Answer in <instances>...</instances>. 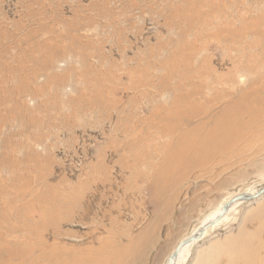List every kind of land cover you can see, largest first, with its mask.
<instances>
[{
  "label": "rangeland",
  "instance_id": "obj_1",
  "mask_svg": "<svg viewBox=\"0 0 264 264\" xmlns=\"http://www.w3.org/2000/svg\"><path fill=\"white\" fill-rule=\"evenodd\" d=\"M228 26L243 35L224 31ZM263 35L264 0H0V247L39 235L50 213L60 215L59 235H53L48 218L46 240L72 249L98 247L108 234L103 227L112 225L103 214L112 212L121 221L112 237L121 243L134 240L133 250L123 251L129 257L122 264H167L179 242L213 222L223 204L264 188V132L257 129L217 162L170 187L163 184L165 194L159 198L149 175L131 182L134 161L126 168L121 162L124 140L134 133L127 127L139 125L141 136L158 134L148 110L172 102V93L159 81L175 52L182 60L192 51L191 63L198 69L208 60L216 75L226 77L219 88L243 91L254 76L249 59L262 63L258 70L264 84ZM46 57L49 62L36 78L19 82L20 61L31 69ZM172 64L177 71L178 64ZM143 74L148 83H136ZM94 87L109 94L104 107L97 104ZM112 94L119 97L118 109H112ZM95 166L102 170H92ZM84 182L94 187L93 194L83 195L84 210L73 215L67 205L55 213L49 200L68 201ZM51 188L56 197L49 198ZM39 204L46 205L45 211ZM88 207L100 216L86 212ZM263 244L264 196L235 203L218 225L178 256L177 264H235L231 257L241 253L243 264H250L249 250ZM110 251L96 252L117 258ZM263 251L255 253L258 264H264ZM0 261L8 262L9 255L0 253Z\"/></svg>",
  "mask_w": 264,
  "mask_h": 264
},
{
  "label": "bare ground",
  "instance_id": "obj_2",
  "mask_svg": "<svg viewBox=\"0 0 264 264\" xmlns=\"http://www.w3.org/2000/svg\"><path fill=\"white\" fill-rule=\"evenodd\" d=\"M255 20L253 22H255ZM243 23L245 24V22ZM260 23L258 24L260 25ZM244 24H242L241 26H243ZM230 27L229 29L226 27L227 29H225L224 31L229 32L235 37L243 35L242 31H235L234 29L230 30ZM223 28L221 27V29H219L222 30ZM257 28L258 27H256L255 29ZM44 45L48 46V44L46 43H44ZM181 50L183 51V49ZM184 50L186 51V48H184ZM189 50L190 47L188 51ZM193 55L194 54L191 51L186 55L185 59L181 60V56L179 55V53L175 52V54L172 55L170 59L168 58L170 60V65H167V72L165 75L163 74V77H160L159 83L164 89H169V91L172 93V102L170 105L164 104L162 102H157L158 104H156L154 108L150 107L148 110V118L150 117L156 122L155 128L158 134L154 136L138 135L139 130L137 127L139 125L137 126L135 124L134 126L132 125L131 128H126V131H129L131 133L134 132L132 135L129 134L130 136H126L124 140L125 144L123 143L124 153H122L121 159L122 166L126 168L129 161L131 160H133L135 164V168L131 169L128 180L131 182H136V178L144 179L146 175H149L146 178L149 179L152 185H154L155 196L157 198L161 197L162 195L164 196L165 194L163 184L166 187H170L175 182L185 179L196 169L204 167L209 163L215 162L222 155L224 156V154L229 153L232 144L241 140L242 136H252L253 129L262 130L260 134H263L264 132V128L261 129V127L264 125V84H261L263 75L262 73L260 75L259 71L262 63H259L258 61L253 59H249L247 65L249 67V70L254 73V76L251 75L252 77L250 78V82L247 83L248 89L243 91H233L230 89L229 85H227V87L229 88L218 87L219 82H225L224 80L226 79V77L216 75L215 69L212 67L208 60H203V65L200 69H198V67H195L191 63ZM47 57L52 62V55H47ZM47 57L43 61H40L38 64L33 63L34 66L31 69H25L23 61H20L18 63V67L16 68L19 82L22 83L25 76L29 77L30 79L36 78V74L39 71V68L49 62ZM181 61L182 63L183 61L186 62H184L186 68L184 66L182 67ZM172 63H177V66H179L178 70L180 72L182 71L183 74L182 72L178 74V70L175 71V67ZM184 68L185 70H183ZM144 74L142 76L143 78L140 76L142 79H134L135 82L147 84L149 81V77L144 76ZM213 77L214 80H212ZM199 78H202L201 82L198 80L199 83L198 81H196V83L195 80ZM137 87L140 86L137 85ZM92 92L95 93L97 104L101 107L103 105L104 107V97L107 96L108 93L106 94L105 91L97 87H94L92 89ZM104 93L106 95H104ZM232 95L235 96L234 98H232V100H230ZM110 98L112 101V109H118L117 102L119 101V97L116 94H112V97ZM227 99H229L230 101ZM120 113L122 114V112ZM122 117L124 118V121L128 119L126 114H123ZM134 118L135 114L131 113L129 119H132V123ZM140 120L142 121V119ZM92 170L101 171L102 167L95 166ZM103 172L107 175L109 173V169L106 167L103 169ZM166 172H168V175L166 174ZM93 188L92 182H84L80 186L74 187L73 194L68 201L58 203L49 200V204L52 205L55 213L60 210H64L68 205L73 215L80 214L81 211L84 210L82 207L83 195L92 193L94 191ZM49 191V198L56 197L57 193L55 189L51 188V190ZM125 193L128 196V189L125 191ZM229 201H227V203ZM224 205L225 204L221 206V209L217 214L213 215V219H217ZM45 206V204H39V207L43 208L44 211ZM113 209L118 211L119 206L114 205ZM91 211H93V207H88L86 209V212L88 213H90ZM97 212L93 211V213L95 214H98ZM54 215L55 214L52 213L46 215V221L40 224V231H38L40 232L39 235H33L31 237H28L26 240L23 239L25 241H15L9 246H4L2 248L0 247V253H7L9 255V261L6 263H2L0 261V264H106L107 262L109 264H122L124 263L125 257H129V255L124 254L123 251L127 252L128 250H133L134 248V246H132V242L134 240H131L129 243H121L119 241H116V239L112 237L116 232H119L117 228H119V226L121 225V221L118 216L113 217L112 212L103 214V216H106V219H111L112 225L110 227H103V224H100L99 229H102L103 227L108 234H106V237L99 240L100 246L98 247H94L93 244L84 246L82 245L74 247L72 249L58 242H49L43 237V233L46 232L49 228L47 221L48 218L52 219L50 224L54 223L55 228L53 227V235H59L57 226L61 218L58 214L55 215V217ZM207 222L203 223V225ZM203 225H201V227ZM201 227L198 228L192 235H197L200 230H202L203 227ZM121 234L122 233H120V235ZM192 235L179 242L174 251L171 253V256L176 251L178 246L183 241L191 238ZM121 236L119 237L121 238ZM188 246L189 245L185 246L180 251L178 255L179 258L183 255L185 249ZM104 248L106 249V251H115L117 253V258L111 260L107 257L106 253L96 252L97 249L101 251V249ZM261 248H264V244L257 245L253 250H249V253L251 254V256H253V259L247 258L250 264L259 263V259L257 258L258 256L255 255V253ZM38 251L42 252L37 253ZM241 254L238 257H231V261L232 259H236L237 262H235V264H238V262L240 264H243V257L241 256ZM171 256L168 257L167 264H169ZM103 258H105L106 260L104 261ZM178 259H175L176 261L174 260L173 264H177ZM233 263L234 262H232V264ZM244 263H246L245 260Z\"/></svg>",
  "mask_w": 264,
  "mask_h": 264
},
{
  "label": "water",
  "instance_id": "obj_3",
  "mask_svg": "<svg viewBox=\"0 0 264 264\" xmlns=\"http://www.w3.org/2000/svg\"><path fill=\"white\" fill-rule=\"evenodd\" d=\"M262 196H264V188H262L261 190H259L257 193L255 194H242V195H238L235 196L234 198H232L227 204H225L222 208L221 213L219 214V216L217 217V219L206 225L205 227L202 228V230H200V232L197 235L192 236L191 238H189L186 241H183L178 248L176 249V251L173 253V255L170 258V262L169 264H173V261L175 259H177L180 251L187 245H190L192 243H195L196 241L200 240L205 233L207 232V230H209L210 228L218 225L225 217V215L227 214V212L230 210V208L237 202H243V201H253V200H257L259 198H261Z\"/></svg>",
  "mask_w": 264,
  "mask_h": 264
}]
</instances>
